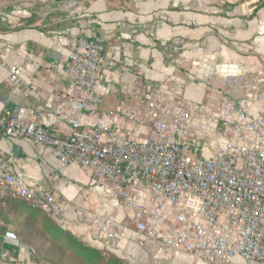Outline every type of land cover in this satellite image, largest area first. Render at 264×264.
Wrapping results in <instances>:
<instances>
[{"label": "built area", "instance_id": "built-area-1", "mask_svg": "<svg viewBox=\"0 0 264 264\" xmlns=\"http://www.w3.org/2000/svg\"><path fill=\"white\" fill-rule=\"evenodd\" d=\"M107 53L102 42L80 37L68 56L71 90L54 115L71 126L70 135L52 132L15 106L0 117V140H30L51 148L60 170L73 164L90 170L101 209H78L77 221L104 245L103 257L117 252L127 230L106 213L110 208L127 214L135 240L158 242L165 257L264 264V70L256 77L219 79L214 69L194 74L207 102L187 98L183 83L172 78L165 92L155 88L150 101L131 113L136 128L118 126L112 111L83 125L81 118L97 115L110 90L103 83ZM236 89L241 97L231 95ZM143 128L146 139L138 136ZM6 199L43 211L66 231L67 203L25 181L0 151V210ZM0 239L12 251L22 245L1 213ZM6 246L0 259L11 262Z\"/></svg>", "mask_w": 264, "mask_h": 264}, {"label": "crops", "instance_id": "crops-1", "mask_svg": "<svg viewBox=\"0 0 264 264\" xmlns=\"http://www.w3.org/2000/svg\"><path fill=\"white\" fill-rule=\"evenodd\" d=\"M80 37L107 47L103 83L110 88L100 112L84 115L81 123L94 125L112 111L118 126L134 129L131 113L150 101L155 88L165 92L172 78L183 83L187 98L207 102V90L194 74L214 69L219 79L231 73L258 76L264 70V0H88L72 10L53 2L0 8V117L17 106L52 132L70 135L71 126L54 111L71 90L65 67ZM148 131L143 128L138 136L146 139ZM0 151L25 181L67 203L68 232L104 250L90 226L77 221L78 209H101L90 170L75 164L60 170L51 148L30 140L2 139ZM106 213L127 229L110 255L126 264H195L182 254L163 256L156 241L135 240L127 214L110 208ZM7 248L14 260L0 264H44L30 246Z\"/></svg>", "mask_w": 264, "mask_h": 264}, {"label": "trees", "instance_id": "trees-1", "mask_svg": "<svg viewBox=\"0 0 264 264\" xmlns=\"http://www.w3.org/2000/svg\"><path fill=\"white\" fill-rule=\"evenodd\" d=\"M10 210L19 214L13 215ZM0 213L22 244L30 246L44 264H126L114 255L103 257L100 251L62 230L43 211L25 202L6 199Z\"/></svg>", "mask_w": 264, "mask_h": 264}, {"label": "rangeland", "instance_id": "rangeland-1", "mask_svg": "<svg viewBox=\"0 0 264 264\" xmlns=\"http://www.w3.org/2000/svg\"><path fill=\"white\" fill-rule=\"evenodd\" d=\"M83 1L88 0H0V8H31L33 6H39L45 4L47 2L53 3H61L64 4V7L67 10H72L79 6V4ZM74 4V6H72ZM201 102V101H200ZM203 102V101H202Z\"/></svg>", "mask_w": 264, "mask_h": 264}]
</instances>
